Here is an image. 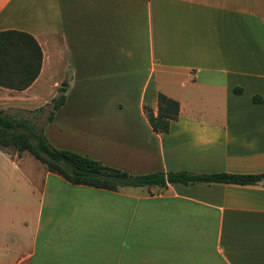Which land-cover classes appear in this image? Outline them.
I'll list each match as a JSON object with an SVG mask.
<instances>
[{
    "label": "crops",
    "instance_id": "obj_1",
    "mask_svg": "<svg viewBox=\"0 0 264 264\" xmlns=\"http://www.w3.org/2000/svg\"><path fill=\"white\" fill-rule=\"evenodd\" d=\"M2 30L41 61L24 89L0 86V112L22 119L38 83L65 88L39 127L53 147L132 174L264 173V0H0ZM158 92L179 107L164 133L142 109ZM12 151L0 264H264V181L113 191Z\"/></svg>",
    "mask_w": 264,
    "mask_h": 264
},
{
    "label": "trees",
    "instance_id": "obj_2",
    "mask_svg": "<svg viewBox=\"0 0 264 264\" xmlns=\"http://www.w3.org/2000/svg\"><path fill=\"white\" fill-rule=\"evenodd\" d=\"M41 51L34 38L19 30L0 31V86L21 90L37 76ZM51 100L46 121L52 118L64 100L65 88ZM178 102L164 94H156V111L143 105V113L152 131L164 133L178 115ZM12 148L19 156L23 152L41 163L44 170L55 173L71 184L116 191L122 187H145L160 191L167 185L193 183H223L251 185L264 181V173L236 174L228 172L200 173L188 170L155 171L132 174L109 167L100 161L70 150L50 145L41 128L25 119H14L0 112V149Z\"/></svg>",
    "mask_w": 264,
    "mask_h": 264
},
{
    "label": "rangeland",
    "instance_id": "obj_3",
    "mask_svg": "<svg viewBox=\"0 0 264 264\" xmlns=\"http://www.w3.org/2000/svg\"><path fill=\"white\" fill-rule=\"evenodd\" d=\"M50 84V82H49ZM44 85L43 83H38L36 86L39 88L38 89V94L36 98H39V100H37L38 102L35 104H31V101L29 103V109L27 111V116H21L22 119L28 120L30 122H32L36 127H40L43 123L44 120L48 114V110L50 109V104H51V93H48V85ZM51 91H55L54 89H51ZM59 93L56 92L55 97L58 95ZM54 98V97H53ZM36 102V101H35ZM8 149L12 150V148L8 147ZM13 152V151H12ZM11 153V155H13L14 153ZM22 155L23 160L24 158L28 159L29 162L31 164H35L38 165L39 167L42 166L40 162H38L36 159H34L32 156L28 155L27 153L23 152Z\"/></svg>",
    "mask_w": 264,
    "mask_h": 264
}]
</instances>
